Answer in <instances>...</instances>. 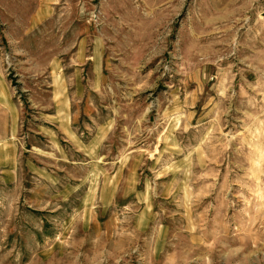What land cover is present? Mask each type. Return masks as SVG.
<instances>
[{"label":"rangeland","instance_id":"rangeland-1","mask_svg":"<svg viewBox=\"0 0 264 264\" xmlns=\"http://www.w3.org/2000/svg\"><path fill=\"white\" fill-rule=\"evenodd\" d=\"M0 264H264V0H0Z\"/></svg>","mask_w":264,"mask_h":264}]
</instances>
